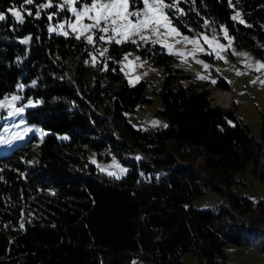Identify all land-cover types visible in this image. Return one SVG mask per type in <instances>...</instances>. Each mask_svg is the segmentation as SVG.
Masks as SVG:
<instances>
[{
    "label": "trees",
    "instance_id": "trees-1",
    "mask_svg": "<svg viewBox=\"0 0 264 264\" xmlns=\"http://www.w3.org/2000/svg\"><path fill=\"white\" fill-rule=\"evenodd\" d=\"M47 1L52 7H40ZM23 2L0 0V98L20 81L39 100L27 121L48 133L0 155V264H184L187 252L197 264H234L229 244L254 247L264 259V197L233 188L236 174L260 159L262 143L233 107L212 103L209 94L228 90L227 80L191 79L157 43L112 42L97 55L84 38L48 32L55 0H33L20 23L9 8ZM231 2L179 0L165 11L185 34L225 27L238 47L264 60V0ZM233 6L244 23L232 19ZM129 51L164 69L158 91L166 128L150 132L128 120L127 111L150 101L148 81L130 84L118 62ZM87 147L131 169L102 172ZM202 186L221 201L193 206Z\"/></svg>",
    "mask_w": 264,
    "mask_h": 264
},
{
    "label": "rangeland",
    "instance_id": "rangeland-1",
    "mask_svg": "<svg viewBox=\"0 0 264 264\" xmlns=\"http://www.w3.org/2000/svg\"><path fill=\"white\" fill-rule=\"evenodd\" d=\"M49 3L52 4L54 1L46 2V4ZM55 3L58 7L57 11L49 13V17L51 16L52 18L49 19L50 22L47 25L48 32L50 34L56 33L61 35H64L63 33L67 32V34H71L76 37V33H74L69 27L70 22H75V16L70 11L72 6L66 5L63 9H61L60 5L64 4V0H55ZM83 3H91V0L88 2L81 1V3L76 5V7L78 9L82 8ZM135 7L142 8L143 5L142 3L138 4V0H136ZM12 8L19 11L21 15L23 12L28 13L30 11V8L28 7V4L25 3V0L21 6L14 5L9 9ZM237 12L240 13L239 8L233 6L232 17ZM240 19H243L241 17V13ZM83 22L91 23V21H88L87 19ZM61 24L65 25L63 29L59 27ZM49 28H54L56 30L49 31ZM223 29H225V27H221L219 32L208 33L203 31L197 35L185 34L178 30L181 33L180 36H169L167 35L166 29L161 28L159 29L161 34L159 39L162 42H156L158 38L156 35H153L151 31L142 33V35L150 37L147 41L141 40L139 35L132 36L128 41L134 40L137 44H145L146 42L157 43L164 47L168 52L169 49L164 45L170 44L173 46L172 53L184 52V56L173 54L177 60L175 66L182 68L184 72L191 77V79L207 80L210 82L207 85H214L217 81L218 75L225 78L229 83L228 90L230 93L228 95L230 97V107H228L229 100L225 104H218V97L220 93L222 92L221 94H226V91H216L213 89L214 92H212L211 95L209 94L212 98V103L220 107L226 106L224 108L228 109L233 107L235 113L248 123L253 136L257 140L261 141V150H264V83H262V81H264V69L260 71L256 70L257 62H264V60L255 55L251 50L244 47H238L229 34L226 38ZM92 34L93 33H87L86 35ZM100 34L101 33L98 32L95 33V37H98ZM184 36L198 40L199 48L202 50H197V45L183 41ZM204 36H208L209 39L215 37V41L219 44H223L225 48L223 50H218L215 49V44H213V46H209V44L204 41ZM28 38L29 37L21 38L19 39V42L23 43L22 41L25 39L28 40ZM229 39L231 40L230 46ZM84 40H86V38H84ZM177 41L180 42L177 43ZM109 44L110 43L96 39V42L91 45L95 46L96 54L100 55L105 48L108 49ZM217 51H219V56L223 57V59L218 58ZM241 53H246L247 56L240 55ZM105 54L106 52H104L103 55ZM125 57H127V59H125ZM130 61L131 64H129ZM118 62L121 65L122 70L125 72L130 84H135L140 79H146L148 81L145 96H147L150 101L138 103L133 110L127 111L126 114L128 120L135 127L147 129L150 132L159 128L168 127L169 120L162 116L159 112V110L163 109V103L158 91L164 76L163 67L152 63L148 59L140 57L134 51L125 52L119 58ZM204 65H208V67L205 68ZM199 76H203L205 78L199 79ZM185 84L186 81H182L177 84V86ZM21 85H23V88L20 87ZM26 88L27 87L19 81L13 92L0 98L4 99L7 97L8 100L11 101L12 96H19L21 99L13 103L16 108H24L23 113L15 114L13 116H9L8 112L14 111V108L0 109V137L11 141L10 143H0V155L8 154L14 148L25 144L33 135L39 140H42L48 133V131L43 129L40 125L28 122L26 119L27 110L39 104V100H35L32 95L26 93ZM215 94H217V97L214 96ZM29 101H31V104H29ZM14 133H19L22 138H13ZM57 136L61 140L68 138L66 133H59ZM33 146L35 147V145ZM87 157L88 160L100 171L107 174H115L112 176H123L131 169V165L122 163L114 154L110 153V158L107 159L104 157L100 158L97 151L90 147H87ZM121 169H124L125 171L122 172ZM236 178L237 182L233 184V188L238 194L245 195L253 199L264 197V160L257 163L251 162L245 170L239 171L236 174ZM202 188L204 193L193 199V206L197 208H209L215 206L221 201V196L218 192L212 190L209 186H202ZM225 205L227 206V203H225ZM228 249L229 260L234 264H264V259L254 247L248 246L246 248L229 244ZM245 249L249 250V254H244ZM183 262L184 264H197L196 255L193 252L185 253L183 255ZM131 264L153 263L142 262L138 259H134Z\"/></svg>",
    "mask_w": 264,
    "mask_h": 264
},
{
    "label": "snow or ice",
    "instance_id": "snow-or-ice-1",
    "mask_svg": "<svg viewBox=\"0 0 264 264\" xmlns=\"http://www.w3.org/2000/svg\"><path fill=\"white\" fill-rule=\"evenodd\" d=\"M136 0H91V3H83L82 8L78 9L76 7L77 4L81 3V0H64V4L60 5L61 9H63L66 5L72 6L70 11L75 16V22H70L69 27L71 30L76 33V39L80 40L82 37L86 38L88 44H94L96 39L100 41H105L107 43L115 42L116 44H121L128 41L132 36L139 35L141 40L147 41L150 37L142 35V33L146 31H151L153 35L157 36L156 42H162L160 37L159 29H166L167 35H175L180 36L181 33L178 29L172 24V20L170 19L168 13L165 11L166 9H171L175 4L179 2V0H173V3H166L165 0H139L142 3V8L135 7ZM25 3L32 4L33 0H25ZM40 7H52V5L44 4ZM11 15L15 17L17 21L23 23V17L19 11L15 8L9 9ZM177 11H181L177 9ZM28 15H32L31 12ZM39 13L37 12V16ZM5 13L0 12V21L5 20ZM52 17L50 16L49 19ZM87 19L91 21V23H84L83 21ZM233 20L239 19L240 23H244L243 19H240V13L237 12L233 17ZM61 29L65 27L64 24L59 25ZM54 28H49V31H55ZM224 35L227 38L228 32L227 29H223ZM101 33L98 37H95V33ZM87 33H93L92 35H86ZM67 35V32L63 33ZM95 37V38H94ZM204 41L209 44V46H213L215 44V49L223 50L225 46L223 44H219L215 41V37L209 39L208 36L203 37ZM183 41L187 43H191L193 45H197V50H202L199 48L198 40L194 38H190L188 36L183 37ZM23 43H28V40L25 39L22 41ZM135 43V41H132ZM180 41H177L179 43ZM231 44V40L229 39V46ZM165 47L169 49L170 54H179L184 56V52L172 53L173 46L170 44H165ZM108 49H104L100 55H103L104 52H107ZM240 55L247 56L246 53H241ZM217 56L220 59L223 57L219 56V51H217ZM93 60L96 59L95 56L92 57ZM127 59V57H125ZM200 62V61H198ZM202 63V62H201ZM131 64V61L129 62ZM205 68L208 65H204ZM264 69V62H257L256 70L260 71ZM240 74V73H238ZM199 79H204L205 77L199 76ZM139 79V78H137ZM214 82V81H213ZM36 82L33 81V84ZM264 83V81H262ZM23 88V85L20 86ZM19 96H12L11 101L8 100L7 97L4 99H0V109L4 108H14V111H9L8 115L13 116L15 114L23 113L24 108L19 107L16 108L14 103L17 100H20ZM31 104V101H29ZM27 131V130H26ZM13 138L21 139L19 133H14ZM10 140H5L3 137H0V143H10ZM139 159V157H137ZM121 171H125L121 169ZM109 175H115L114 173H109ZM23 227V225H21Z\"/></svg>",
    "mask_w": 264,
    "mask_h": 264
},
{
    "label": "bare ground",
    "instance_id": "bare-ground-1",
    "mask_svg": "<svg viewBox=\"0 0 264 264\" xmlns=\"http://www.w3.org/2000/svg\"><path fill=\"white\" fill-rule=\"evenodd\" d=\"M218 98H219L218 104L220 105L225 104L228 101L227 94H220Z\"/></svg>",
    "mask_w": 264,
    "mask_h": 264
},
{
    "label": "crops",
    "instance_id": "crops-1",
    "mask_svg": "<svg viewBox=\"0 0 264 264\" xmlns=\"http://www.w3.org/2000/svg\"><path fill=\"white\" fill-rule=\"evenodd\" d=\"M226 91V94H227V96H228V100H229V105H228V107H230V105H231V103H230V97H229V90H225ZM224 107H226V106H224ZM262 160H264V150H262V154H261V157H260V159L257 161V162H260V161H262ZM256 162V163H257Z\"/></svg>",
    "mask_w": 264,
    "mask_h": 264
},
{
    "label": "built area",
    "instance_id": "built-area-1",
    "mask_svg": "<svg viewBox=\"0 0 264 264\" xmlns=\"http://www.w3.org/2000/svg\"><path fill=\"white\" fill-rule=\"evenodd\" d=\"M244 253L248 254V253H249V251L245 249V250H244Z\"/></svg>",
    "mask_w": 264,
    "mask_h": 264
}]
</instances>
